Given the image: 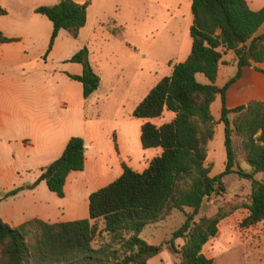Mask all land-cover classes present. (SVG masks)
I'll return each mask as SVG.
<instances>
[{"label":"trees","instance_id":"obj_1","mask_svg":"<svg viewBox=\"0 0 264 264\" xmlns=\"http://www.w3.org/2000/svg\"><path fill=\"white\" fill-rule=\"evenodd\" d=\"M86 6L87 1L75 0L35 6L52 23L48 49L61 28L77 36L86 20ZM191 14L188 55L173 63L170 74L158 79L132 110V115L144 118L159 116L164 109L175 112L159 125L150 120L140 125L142 147L160 146L161 152L141 171L122 163L117 177L89 193L85 217L55 221L31 217L18 225L0 217V264H146L162 250V244L140 237L143 226L183 206L189 210L167 240L178 255L176 264H212L201 247L217 233L218 222L228 210L218 205L210 213L196 215L206 197L224 191L227 174L249 181L247 213L240 225L248 227L264 218V179L256 176L264 172V100L252 99L234 107L225 104V89L239 76L241 67L264 58V30L258 31L264 22V6L252 9L246 0H191ZM12 39L0 32V41ZM229 51L237 70L217 86L219 64ZM69 60L82 65L80 73L69 76L81 82L86 97L99 85V76L87 60V48L81 47ZM196 72L209 81H198ZM216 94L221 100L219 120L226 158L223 169L211 174L207 145L214 134L210 104ZM84 158L82 137L71 135L31 186L43 179L51 191L63 196L66 175L82 169ZM243 161L248 167L241 166ZM176 237L183 239L179 246L174 243Z\"/></svg>","mask_w":264,"mask_h":264},{"label":"rangeland","instance_id":"obj_2","mask_svg":"<svg viewBox=\"0 0 264 264\" xmlns=\"http://www.w3.org/2000/svg\"><path fill=\"white\" fill-rule=\"evenodd\" d=\"M166 7L175 8L174 0H97L86 29L80 35L72 36L61 28L50 49L51 21L46 15L36 13L48 24L45 44L41 45L40 37L26 39L25 61L28 62L0 63L1 109H13L21 98L32 99L33 117L45 124V150L30 148L29 168L21 171V175L34 176L41 172L61 152L58 147L51 146L53 141L63 135H77L85 118H93L92 122L97 125L96 148L101 155L98 156L95 147L88 148L87 153L96 158V167L76 170L81 180L86 181L87 176L95 174L99 177L94 185L99 188L120 174L122 163L141 171L152 157L158 155L155 148L141 146L136 128L142 120L148 119L135 117L131 109L158 79L170 74L172 62L183 59L184 53L190 51L186 45L191 39L188 31L191 11L182 3L177 9L184 16H179L178 22L174 19L165 22ZM252 7L255 6L252 4ZM259 28L264 29V22ZM83 46L87 48L89 64L99 76V87L86 97L82 95L81 82L69 76L81 72V63L69 58ZM232 55L233 52L229 51L225 57ZM227 70L229 74L224 79L235 73L236 66H227ZM195 77L203 83L209 81L202 72H196ZM224 81L219 76L216 83ZM210 111L214 134L208 141L207 158L212 162L210 173L215 174L223 169L226 158L218 96L211 102ZM95 112L102 116L97 118ZM171 117V111L164 109L150 120L159 125ZM37 122L33 128L38 127ZM100 126L109 132L105 134ZM18 136H10L11 142ZM241 166L248 167V164L243 161ZM256 176L264 179V172ZM223 178L224 191L206 197L196 215L197 218L210 213L218 205H224L228 210L218 222L217 233L205 241L201 251L212 258V264H264V218L248 227L239 223L247 212L249 181L233 174ZM91 185L87 183L88 187ZM52 194L57 198V205L67 204V199ZM84 202L87 204L86 198ZM188 210V206H183L162 220L143 226L140 237L148 243L162 244V250L149 257L146 264H176L178 255L171 250L167 240ZM182 240L176 237L175 245L179 246Z\"/></svg>","mask_w":264,"mask_h":264},{"label":"crops","instance_id":"obj_3","mask_svg":"<svg viewBox=\"0 0 264 264\" xmlns=\"http://www.w3.org/2000/svg\"><path fill=\"white\" fill-rule=\"evenodd\" d=\"M56 1L0 0V32L5 36L14 38L9 41H0V63H10L15 60H21V64L28 62L25 61L24 41L26 39L40 37L41 45L45 44V31H48V24H46L47 22H45L43 16L36 14L39 12H36L34 8L39 4H45V2L52 4ZM75 1H87L86 20L84 25L80 27L78 36L86 29L89 18L91 17V11L97 0ZM246 1L249 7L253 4L255 7L252 8L255 9L264 6V0ZM174 3L175 8L169 9L166 7L167 18L165 22L172 19L178 22L179 16H184L182 11L177 9L182 3L187 10L189 9L191 11V0H174ZM191 21L192 14L191 20H188V31ZM258 31L262 30L258 28ZM186 46L187 50L191 47V39L187 41ZM184 54L183 56L186 57L188 51ZM225 55H223L222 59L224 61L219 64L216 73L215 84L217 86H221L232 76L230 75L227 79H224V76L229 74L227 66H236V63L232 61L233 55L230 57H225ZM185 57L182 58L184 59ZM183 59H177L172 64ZM261 69H264V58L260 61H252L251 64L241 67L239 76L232 80L225 89V104L227 107L246 104L252 99L264 100V71ZM73 74H77V72ZM219 76L225 80L222 84L216 83ZM144 94L134 103L131 112L135 105L144 97ZM216 96L220 98L219 94H216ZM31 104L32 99L21 98L13 109L10 107V109L5 111L0 107V217L10 225H18L31 217H38L47 221L85 217L88 215V195L92 190L97 189L94 184L99 176L91 174L87 176L86 181H83L79 177L80 174L76 172L78 169L69 171L63 184L64 194L63 196H59L62 199H67V204L57 205V198L52 194L55 192L47 187L43 179L38 181L35 186H31V183L39 175L40 171L34 176L21 175L20 173L24 169L27 170L26 168H29L28 161H30L29 159L31 157L30 148L38 147L39 149L43 148L45 150V124L41 122V119L37 122L38 120L33 117ZM174 115L175 112L171 111V116L173 117ZM94 116L98 118L102 115L95 112ZM37 118L39 119L40 116ZM151 118L144 119L150 120ZM92 121L93 118H85L81 123L80 132L76 133L82 137L85 145L84 165L81 170H86L87 167H96V158L94 157L93 159L91 153H87L88 148H96L98 143L96 136L98 132L96 129L97 125ZM144 121L142 120L139 124L141 125ZM34 122H37L38 127L33 128ZM139 124L136 132L139 134L140 139ZM100 128L105 134L109 132L103 126H100ZM13 134L19 136L14 137V142H11L10 136H13ZM70 136L67 134L57 138L58 140L53 141L51 146L58 147L57 149H61L62 151ZM149 148H155L157 154L162 150L160 146L146 147V149ZM96 150L98 151V156H100L99 148H96ZM87 183L93 184L91 185L92 187H88ZM13 188H17L14 193H7ZM85 198L87 199V204L84 202Z\"/></svg>","mask_w":264,"mask_h":264}]
</instances>
